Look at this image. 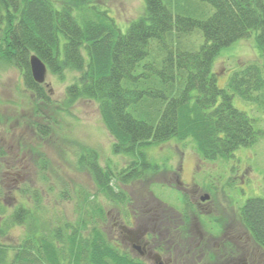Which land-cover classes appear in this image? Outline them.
<instances>
[{
  "label": "trees",
  "instance_id": "trees-1",
  "mask_svg": "<svg viewBox=\"0 0 264 264\" xmlns=\"http://www.w3.org/2000/svg\"><path fill=\"white\" fill-rule=\"evenodd\" d=\"M201 1L214 9L204 19L181 14L177 0H144V12L122 32L98 0H0V59L20 70L36 100L37 119L31 121L35 132L48 136L55 118L40 106L52 100L31 75V54L60 78L66 70L76 72L65 88L64 105L81 98L96 102L112 137L111 152L128 157L125 165L112 168L100 163L94 148L83 146L78 152V168L89 172L95 193L110 202L124 204L127 191L120 184L160 170L150 159L152 146L172 138L183 143L190 139L205 161L225 159L256 141L252 119L233 105L232 95L255 100L264 88V0ZM197 29L204 41L198 49L185 47ZM251 31L262 62L250 61L234 70L229 92L217 85L213 61L221 48L249 37ZM153 45L161 57L149 67L140 62ZM3 154L0 147V166ZM27 190L5 215L10 220L6 227L20 224L25 232L16 243L0 241V264H143L113 245L95 193L75 188L73 214L67 217L61 210L46 215L40 192ZM6 211L0 203V215ZM240 218L264 246V197H248Z\"/></svg>",
  "mask_w": 264,
  "mask_h": 264
},
{
  "label": "rangeland",
  "instance_id": "rangeland-1",
  "mask_svg": "<svg viewBox=\"0 0 264 264\" xmlns=\"http://www.w3.org/2000/svg\"><path fill=\"white\" fill-rule=\"evenodd\" d=\"M177 1L180 13L192 17L204 19L214 10L210 4L201 0ZM98 4L109 10V14L120 24L122 32L132 19L144 12V0H98ZM188 36V41H185L187 48L198 49L204 41L200 29ZM152 47L140 62L147 63L149 67L158 64L161 57L159 50H155L154 45ZM250 61L262 62L261 49L256 44L254 31H251L249 37L237 39L220 49L212 67L217 85L231 92L228 87L231 73ZM74 74L76 72L66 70L63 78H60L47 71L45 81L48 85L45 88H51L49 94L52 103L40 106L55 121L52 122L53 129L48 136L41 137L31 125V121L37 119L34 113L38 106L36 100L24 86L20 70L13 63L0 59V147L5 152L0 166V203L7 210L0 215V228L4 231L0 234L1 242L16 243L25 232L24 226L20 224L6 227L10 220L5 217L15 208L18 199L26 194L23 189L36 188L40 192L41 204L48 211L43 207L41 210L46 215L61 210L67 217L73 214L75 188L95 193V184L89 172L78 168L77 157L81 147L88 146L97 150L100 163L109 164L112 168H120L128 161L127 156L111 152L112 137L101 121L96 102L81 98L69 106L64 105L65 88L71 83ZM256 96L255 100H246L237 93L232 95L233 105L245 111L252 119L256 141L240 146L225 159L202 160L205 171L200 175L205 174L210 178L216 177V174L229 177L222 182L229 181V188L226 184V189L230 196L235 197V207L242 205L248 197H264V88ZM148 151L151 161L158 162L161 166L160 170L156 175L133 181L127 186L120 184V187L136 196L148 193L149 187L162 199L176 200L179 191L170 185L174 184L172 175L181 174L188 181L201 161L194 144L190 139L183 143L172 138L150 147ZM169 165L171 171L166 169ZM181 165L182 170L179 168ZM234 184L242 185L241 193L239 187L232 188ZM30 192L27 193L31 194ZM95 196L106 213L103 227L111 235L116 203L107 200L103 194L96 192ZM31 202L34 203L32 200Z\"/></svg>",
  "mask_w": 264,
  "mask_h": 264
},
{
  "label": "flooded vegetation",
  "instance_id": "flooded-vegetation-1",
  "mask_svg": "<svg viewBox=\"0 0 264 264\" xmlns=\"http://www.w3.org/2000/svg\"><path fill=\"white\" fill-rule=\"evenodd\" d=\"M166 169L172 170L170 165ZM204 171L201 160L188 181L172 175L170 185L179 191L174 201L149 187L139 196L128 190L124 205L116 204L113 214V245L143 264H264V246L243 224L242 205L235 207L226 189L229 181L222 182L228 176L200 175ZM237 187L241 193L242 185L232 186Z\"/></svg>",
  "mask_w": 264,
  "mask_h": 264
},
{
  "label": "water",
  "instance_id": "water-1",
  "mask_svg": "<svg viewBox=\"0 0 264 264\" xmlns=\"http://www.w3.org/2000/svg\"><path fill=\"white\" fill-rule=\"evenodd\" d=\"M29 66L34 81L47 86L48 83L45 81L47 65L45 62H43L36 54H31L29 56ZM49 90H51V88L48 89V91Z\"/></svg>",
  "mask_w": 264,
  "mask_h": 264
}]
</instances>
